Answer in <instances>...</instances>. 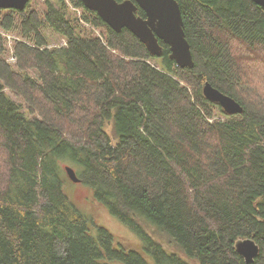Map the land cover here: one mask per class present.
I'll return each mask as SVG.
<instances>
[{
    "label": "trees",
    "instance_id": "16d2710c",
    "mask_svg": "<svg viewBox=\"0 0 264 264\" xmlns=\"http://www.w3.org/2000/svg\"><path fill=\"white\" fill-rule=\"evenodd\" d=\"M70 1L83 18L68 17L65 0L44 15L30 3L0 11V30L20 21L22 40L12 64L0 35V264H247L236 249L246 239L260 247L252 264H264V81L250 77L264 71V8L177 0L195 62L182 69L167 44L154 56ZM84 22L102 33L85 37ZM46 29L67 46L49 48ZM206 83L243 114L206 99ZM69 164L141 249L80 210L65 191Z\"/></svg>",
    "mask_w": 264,
    "mask_h": 264
},
{
    "label": "water",
    "instance_id": "95a60500",
    "mask_svg": "<svg viewBox=\"0 0 264 264\" xmlns=\"http://www.w3.org/2000/svg\"><path fill=\"white\" fill-rule=\"evenodd\" d=\"M30 0H0V11H24ZM84 6L96 14L117 33L128 29L157 57L162 56L160 41L171 50V59L182 68H194L195 62L191 46L186 38L181 8L177 0H81ZM264 8V0H252ZM146 13V18L137 15L138 9ZM203 95L212 103H217L231 116L242 115L244 108L234 98L221 93L211 83H206ZM68 176L80 182L73 168L67 167ZM238 253L247 264H252L260 254V247L254 239L240 240L236 244Z\"/></svg>",
    "mask_w": 264,
    "mask_h": 264
},
{
    "label": "rangeland",
    "instance_id": "374dc122",
    "mask_svg": "<svg viewBox=\"0 0 264 264\" xmlns=\"http://www.w3.org/2000/svg\"><path fill=\"white\" fill-rule=\"evenodd\" d=\"M30 9L38 11L40 14L44 15L47 12V2L50 1L52 3H57L59 0H30ZM72 2V1H71ZM68 4V3H67ZM69 5V4H68ZM70 8V6H69ZM78 11H73L70 8V13L67 11V15L70 18H73V16H84V10L77 8ZM73 16H72V15ZM84 25V31H85V37H95L96 34L102 33L100 30H97L93 24L89 23H83ZM21 30V24L20 21L16 22V28L15 33H6L2 30H0V35L7 39V46L10 49L9 53L10 56L8 57V61L12 64H14L17 60L14 58V41L15 40H21V38L17 35V32ZM45 33L49 39L50 46L49 48L57 47L62 48V46H67V43L64 41L62 37L55 34L49 29L45 30ZM241 53H239L240 55ZM238 55V54H237ZM31 72H34L33 70ZM251 72V79L254 82V86H260L262 82L264 81V71L260 68V70L257 69H250ZM262 87L264 88V82ZM4 92L8 94L13 100H15L17 103H24L20 97L16 96L13 92H11L9 89L5 88ZM261 97L264 99V93L261 92ZM25 112H27L29 117H33L28 113L26 108H23ZM218 115V113H215V116ZM222 118V117H219ZM224 118V117H223ZM222 118V120H223ZM109 134L114 140V133L113 128H109ZM5 156L1 155L0 161L4 160ZM73 165L69 164L66 165L64 168V176L66 177V187L65 191L69 195V197L76 203V205L80 208V210L88 215V217H91L94 221L98 222L101 226L106 227L111 233H113L114 236L118 238L119 241H122L125 247L133 248V249H141V245L143 243L141 242L139 236L135 234L133 231H131L128 227H126L117 217L110 214L107 207H105L103 204L98 203L92 193L91 188L84 184V183H75L69 179V176L66 172L67 167H72ZM74 167V166H73ZM76 168V167H74ZM76 171L75 169H73ZM141 223L145 226H148V221L141 219ZM148 232L152 235L154 239H156L158 242H162L168 249L175 250V247L167 240L165 236H163L161 233L158 232V230L150 226L148 228ZM93 230V229H92ZM93 234L95 235L96 232L93 231ZM149 258V257H148ZM150 264H155L153 260L149 261Z\"/></svg>",
    "mask_w": 264,
    "mask_h": 264
},
{
    "label": "bare ground",
    "instance_id": "6f19581e",
    "mask_svg": "<svg viewBox=\"0 0 264 264\" xmlns=\"http://www.w3.org/2000/svg\"><path fill=\"white\" fill-rule=\"evenodd\" d=\"M71 168V167H70Z\"/></svg>",
    "mask_w": 264,
    "mask_h": 264
}]
</instances>
